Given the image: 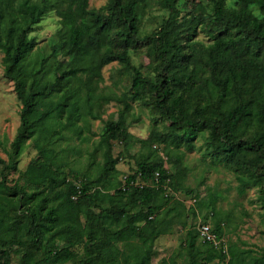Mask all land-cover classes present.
<instances>
[{"label":"trees","instance_id":"trees-1","mask_svg":"<svg viewBox=\"0 0 264 264\" xmlns=\"http://www.w3.org/2000/svg\"><path fill=\"white\" fill-rule=\"evenodd\" d=\"M144 1L94 7L90 0H0L4 71L22 103L8 160L0 155V264H8L13 251L21 264H153L156 241L177 224L185 229L186 260L171 256L165 264H264V251L249 261L252 249L227 240V253L199 240L200 221L225 237L226 223L216 196L200 199L186 184L189 166L180 148L192 149L193 138L206 132L205 154L234 171L240 193L257 186L264 206V0H192L186 11L181 0H164L168 15L144 40L155 55V78L129 51L139 43ZM51 11L59 16L55 38L61 44L44 56L31 32ZM199 29L208 41L196 37ZM51 57L53 78L46 77ZM115 60L135 72L132 97L155 117L145 146L163 141L168 155H144L123 176L114 142L128 148L126 114L133 104L128 94L103 84L102 69ZM111 100L121 104L119 119L107 121L92 151L96 156L101 145L104 161L95 175L70 176L54 159L57 140L65 130L93 132L91 119L101 118ZM32 136L42 159L10 182L7 174L18 169L20 147ZM157 172L160 180L150 183ZM178 192L196 200L187 205ZM204 207L211 215L193 223L190 217Z\"/></svg>","mask_w":264,"mask_h":264},{"label":"rangeland","instance_id":"rangeland-1","mask_svg":"<svg viewBox=\"0 0 264 264\" xmlns=\"http://www.w3.org/2000/svg\"><path fill=\"white\" fill-rule=\"evenodd\" d=\"M108 0H90L91 6L101 7ZM164 0H145L139 10V43H134L129 51L135 65L142 71L155 78L156 59L149 44L144 43L156 29L160 27L163 19L168 15V8L164 5ZM229 4H236L235 0H228ZM192 0H181L179 8L183 11L191 9ZM60 27L59 16L55 11L49 12L43 19L35 25L31 32L38 43L35 47L36 52L41 55H49L51 45L56 43L60 46L61 42L56 40L55 33ZM197 38L208 36L199 29ZM54 58H50L46 63V77L53 78L54 72L52 66ZM104 74L103 84L107 85L108 90L117 93L128 94L133 104V108L126 114V125L131 131V140L128 148L120 141L114 142V154L119 157V170L128 173L135 169L139 160L143 156L159 157L168 159L164 147L165 142L157 141L152 147L144 144L156 124L155 117L151 111L144 106L139 100L133 99L132 86L135 72L127 69L118 60H115L102 69ZM22 107L21 100L15 90V83L5 75L3 64V52L0 49V155L8 160V151L11 149L12 140L17 134L18 127L21 124L20 110ZM121 104L115 100L107 102L103 108L101 118L91 119L93 132L85 131L78 135L73 131L65 130L63 136L57 140L53 155L57 163L62 164L65 172L72 176L73 172L78 171L88 176L95 175L98 166L104 161L103 149L100 145L96 156L92 151L99 145L102 133L106 129L108 120L119 119V109ZM159 128L163 127V121L157 122ZM207 133H200L193 138L194 147L189 149L186 144L182 143L180 148L185 152V163L189 166V172L185 179L186 184L194 188L200 199L209 200L210 197L216 196L217 211L224 219L225 235L229 243L234 242L243 249H252L247 258L252 254L260 256L264 251V206L259 198V188L249 186L245 193H240L238 181L234 171L229 169L222 162L214 160L210 155L205 154V137ZM168 143V141H167ZM38 157V148L35 145V137L32 136L20 147V153L17 156V170H12L7 174L9 181L14 182L20 171H25L31 161ZM167 166H169L167 161ZM2 169V166H0ZM183 195L182 199L187 205H191L194 196L185 192H178ZM181 195V196H182ZM164 201V199L162 200ZM138 208V207H135ZM211 209L204 207L199 210L197 215H192L191 221L204 219L208 214L211 215ZM230 219V220H229ZM185 239V229L176 225L173 232L161 235L156 241V252L152 258L153 264L163 262L164 258L176 257L178 262L186 260L185 249L183 248ZM201 242L203 240L199 238ZM10 262L8 264H21L20 254L18 252L10 253ZM39 256V254H38ZM217 262H213L216 264ZM165 264V262H163ZM218 264H227L221 262ZM246 264H250L249 262Z\"/></svg>","mask_w":264,"mask_h":264},{"label":"built area","instance_id":"built-area-1","mask_svg":"<svg viewBox=\"0 0 264 264\" xmlns=\"http://www.w3.org/2000/svg\"><path fill=\"white\" fill-rule=\"evenodd\" d=\"M160 173L157 172L156 176L154 177L155 180H151L150 183L156 184L159 180ZM132 182H135V184H141L144 185L147 183L145 180H132ZM167 191H171V188L167 186ZM196 199H193L192 202H194ZM198 231H199V236L204 242H210L213 244L215 247L223 248L225 252L228 253V245H227V239L225 236L219 235L216 231L213 230V227L209 221L204 222L200 221L198 224Z\"/></svg>","mask_w":264,"mask_h":264},{"label":"crops","instance_id":"crops-1","mask_svg":"<svg viewBox=\"0 0 264 264\" xmlns=\"http://www.w3.org/2000/svg\"><path fill=\"white\" fill-rule=\"evenodd\" d=\"M117 168L120 169V167L118 166V164H117Z\"/></svg>","mask_w":264,"mask_h":264}]
</instances>
